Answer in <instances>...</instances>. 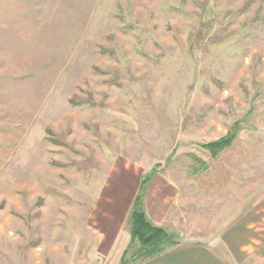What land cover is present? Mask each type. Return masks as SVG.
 <instances>
[{
    "label": "rangeland",
    "instance_id": "1",
    "mask_svg": "<svg viewBox=\"0 0 264 264\" xmlns=\"http://www.w3.org/2000/svg\"><path fill=\"white\" fill-rule=\"evenodd\" d=\"M148 175L165 252L264 264V0H0V264H165Z\"/></svg>",
    "mask_w": 264,
    "mask_h": 264
},
{
    "label": "trees",
    "instance_id": "2",
    "mask_svg": "<svg viewBox=\"0 0 264 264\" xmlns=\"http://www.w3.org/2000/svg\"><path fill=\"white\" fill-rule=\"evenodd\" d=\"M232 142V136H222L218 139L202 143V147L209 151L210 154L216 156L224 148L228 147ZM149 175L140 179L137 192L133 198L129 211V228L130 242L129 246L134 242L139 243L143 248L140 253L131 258V261L138 259H150L165 252L166 247L174 246L177 242L173 239V235L161 226L154 225L147 216L144 205L143 196L145 188L149 182ZM126 250L123 252L119 264H127L125 259Z\"/></svg>",
    "mask_w": 264,
    "mask_h": 264
},
{
    "label": "crops",
    "instance_id": "3",
    "mask_svg": "<svg viewBox=\"0 0 264 264\" xmlns=\"http://www.w3.org/2000/svg\"><path fill=\"white\" fill-rule=\"evenodd\" d=\"M155 258H161L165 264H219L217 258L209 250L200 246L176 248L163 252Z\"/></svg>",
    "mask_w": 264,
    "mask_h": 264
}]
</instances>
